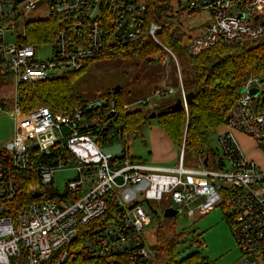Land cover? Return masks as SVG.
<instances>
[{
    "label": "built area",
    "instance_id": "2783aa9c",
    "mask_svg": "<svg viewBox=\"0 0 264 264\" xmlns=\"http://www.w3.org/2000/svg\"><path fill=\"white\" fill-rule=\"evenodd\" d=\"M150 5L151 0H0V71L13 73L16 86L21 81L45 80L52 78L51 70H81L90 59L144 36L171 52L158 36L171 22L150 21L146 15ZM186 9L211 13L198 35L187 34L190 55L218 43L264 35V0H188L181 14ZM32 13L42 16L30 17ZM47 17L55 22L49 39L25 44L28 23ZM14 35L15 42L9 41L8 36ZM42 45L51 46L52 57L38 59ZM255 85L260 93L264 90L263 75L244 82L225 124L232 131L218 134L220 158L212 162L208 156L203 168L184 166L183 148L174 167L104 151L82 131L89 126L83 107L64 115L48 107L23 113L15 104V135L0 157L8 160L0 162V264H61L75 252L103 264H161L156 242L145 232L152 222L141 201L152 200H172L170 206L190 217L224 206L241 251L234 264H264V167L247 158L233 132L264 142L260 93H251ZM181 86L187 109L182 82ZM173 92V88L156 90L157 95ZM68 167L78 172L67 182L69 197L51 196L55 172ZM128 187L143 195L131 206L118 191ZM25 192L36 198L26 200ZM77 193L81 196L73 200L70 196Z\"/></svg>",
    "mask_w": 264,
    "mask_h": 264
},
{
    "label": "trees",
    "instance_id": "16d2710c",
    "mask_svg": "<svg viewBox=\"0 0 264 264\" xmlns=\"http://www.w3.org/2000/svg\"><path fill=\"white\" fill-rule=\"evenodd\" d=\"M170 4L171 0H151L146 12L148 19L159 21L169 11ZM196 12L197 10L188 9L189 15ZM54 23L49 17L29 22L23 42L37 44L47 41ZM158 36L165 47L173 50L178 58L186 60L191 76L187 80H182V84L185 93H192V97L187 100V109L184 105L181 108H171L177 99H183L181 91L174 102L155 111L156 117L179 151L184 149V156L189 153L198 159H205L214 153L211 136L228 121V113L237 101L244 82L253 76H264V35L237 43H218L197 55L188 53L185 44L187 33L182 30L179 20L172 21L159 32ZM163 50L166 49L145 36L136 42L118 45L90 59L81 70L68 71L64 75L45 80L19 82L16 86V104L23 113L48 107L53 113L64 115L73 114L77 108L83 107L84 117L89 126L83 127L82 131L93 136L98 145L103 142L112 144L115 140L124 141V154L118 155L119 158H124L128 156V136L142 135L143 128L149 122L153 111L145 112L142 108L126 107L132 103L126 101L122 87L119 91L116 88L107 90L102 103L89 106L90 103L82 100L76 92L74 82L94 60L128 56L150 62L153 60L151 56L154 52ZM257 98L260 108L264 109V90ZM112 113L114 115L110 117ZM2 155L3 152L0 150V157ZM2 161L8 162L7 159L0 158V162ZM33 182L35 183L32 179ZM54 194L61 197L70 195L67 191L59 193L57 190L52 191L51 196ZM25 196L28 201L36 198L28 192H25ZM80 196L77 193L76 196L70 197L75 200ZM225 218L230 221L227 215ZM188 234L190 232L186 229H178L176 216L164 217L158 222L155 229V248L161 264H215L199 249L202 248V243H198L199 250L179 258L178 246ZM80 236L83 238V233L78 235L73 248L78 247ZM196 237L195 232L193 242L197 240ZM61 264H103V261L84 257L75 252Z\"/></svg>",
    "mask_w": 264,
    "mask_h": 264
},
{
    "label": "rangeland",
    "instance_id": "374dc122",
    "mask_svg": "<svg viewBox=\"0 0 264 264\" xmlns=\"http://www.w3.org/2000/svg\"><path fill=\"white\" fill-rule=\"evenodd\" d=\"M188 0H171L169 11L163 16L168 22L180 18L188 37L198 35L202 26L211 18L209 10L188 14L187 9L181 14V9L187 7ZM42 16V13H32L30 17ZM22 30L20 31V33ZM9 41L15 42V35L9 37ZM187 41V39L185 40ZM171 50V49H170ZM173 50L154 52L152 61L138 60L134 57L116 56L94 60L76 78L74 87L82 100L88 103L103 102L105 92L122 87L125 92L126 101L132 103L131 108H142L145 112L157 111L167 104L174 102L182 91L181 82L190 78L189 66L184 58L174 57ZM40 60L52 57L50 45H42L37 51ZM66 69H55L49 71L51 77L66 74ZM161 88H173L174 92L157 95L156 90ZM251 93L256 96L260 88L252 86ZM139 99H148L147 104H138ZM16 104V77L13 73L0 72V150L11 141L15 135L16 118L13 110ZM232 131L224 125L211 136V161H218L220 146L218 134ZM236 141L248 159L254 160L264 167V142L245 135L239 131H233ZM104 151L123 156L125 148L124 141L115 140L114 143L103 142L99 145ZM128 157L135 158L151 165L177 166L180 162V151L174 142L162 129L157 117L150 118L144 126L142 135H130L127 138ZM184 166L190 168H203V159H198L192 154L184 156ZM78 172L72 167L59 169L55 172L54 189L59 193L66 191L67 182L74 179ZM51 190V185H48ZM118 189L121 199L127 206L135 201L142 200V194L136 188ZM147 213L151 216V224L145 227V232L152 243L156 242L155 229L158 222L164 218L165 206L173 205L172 200L163 204L158 201H141ZM226 208L222 205L198 217H190L183 210L177 217L179 230L186 229L190 232L179 244V258L201 250L215 264H234L241 258V251L235 239L231 221L225 218ZM197 234V240L192 238ZM198 243L202 248L198 249Z\"/></svg>",
    "mask_w": 264,
    "mask_h": 264
},
{
    "label": "water",
    "instance_id": "95a60500",
    "mask_svg": "<svg viewBox=\"0 0 264 264\" xmlns=\"http://www.w3.org/2000/svg\"><path fill=\"white\" fill-rule=\"evenodd\" d=\"M116 90L119 91V90H120V87L117 86V87H116ZM257 95H258V94H257ZM191 97H192V93H187L186 96H185V99H186V100H189ZM182 103H183V99L179 98V99H177V101H176L174 104H172L170 107H171V108H174V109H176V108H181V107H182ZM113 115H114V113H112V114L110 115V117H112ZM150 117H151V118L156 117V112H153V113L150 115ZM204 163H205V164L208 163V156L205 157V159H204ZM178 214H179V210H178V209L174 208L173 206H169V207H166V208L164 209V214H163V215H164V217H166V218H171V217H175V216H177Z\"/></svg>",
    "mask_w": 264,
    "mask_h": 264
},
{
    "label": "crops",
    "instance_id": "0c3cea01",
    "mask_svg": "<svg viewBox=\"0 0 264 264\" xmlns=\"http://www.w3.org/2000/svg\"><path fill=\"white\" fill-rule=\"evenodd\" d=\"M161 166V165H160ZM163 166V165H162ZM175 166V165H174ZM174 166H166V167H174Z\"/></svg>",
    "mask_w": 264,
    "mask_h": 264
}]
</instances>
